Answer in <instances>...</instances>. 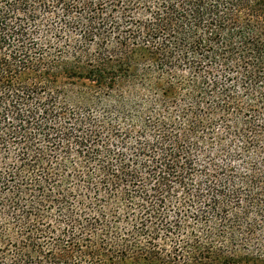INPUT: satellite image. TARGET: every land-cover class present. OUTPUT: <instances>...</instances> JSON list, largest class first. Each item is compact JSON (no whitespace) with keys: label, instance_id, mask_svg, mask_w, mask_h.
<instances>
[{"label":"trees","instance_id":"1","mask_svg":"<svg viewBox=\"0 0 264 264\" xmlns=\"http://www.w3.org/2000/svg\"><path fill=\"white\" fill-rule=\"evenodd\" d=\"M0 264H264V0H0Z\"/></svg>","mask_w":264,"mask_h":264}]
</instances>
